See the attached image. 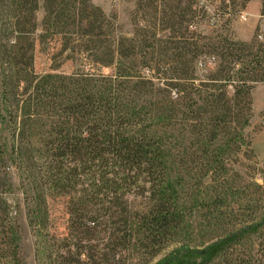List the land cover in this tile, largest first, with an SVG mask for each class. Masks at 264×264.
I'll return each instance as SVG.
<instances>
[{
  "label": "rangeland",
  "instance_id": "rangeland-1",
  "mask_svg": "<svg viewBox=\"0 0 264 264\" xmlns=\"http://www.w3.org/2000/svg\"><path fill=\"white\" fill-rule=\"evenodd\" d=\"M243 1L88 0L97 26L91 41L70 25L35 42L33 75L93 70L111 76L116 69L104 65L106 52L123 40L128 56L123 66L135 72L132 80L152 77L153 83L128 100L142 109L155 102L161 111L170 97L168 121L149 120L147 113L142 126H150L163 150L164 184L176 222L155 244L126 243L119 240L122 233L111 237L103 227L83 233L69 226V197L48 189L36 168L29 175L5 155L0 264H156L174 250L184 252V264H264V82L252 83L250 73L238 71L235 43L264 44V13L262 0ZM35 15L41 22L43 0ZM220 38L226 43L213 51ZM145 52L152 54L146 63L140 61ZM166 68L169 82H183V96L159 79ZM4 110L0 101L1 137L11 128L1 121L13 117L11 107ZM147 197L132 194L128 201L142 210Z\"/></svg>",
  "mask_w": 264,
  "mask_h": 264
},
{
  "label": "trees",
  "instance_id": "trees-1",
  "mask_svg": "<svg viewBox=\"0 0 264 264\" xmlns=\"http://www.w3.org/2000/svg\"><path fill=\"white\" fill-rule=\"evenodd\" d=\"M87 1L43 0L44 15L38 22V0H0V101L4 111L11 107L13 113L1 121L11 128L0 136V162L7 155L28 174L36 168L48 189L68 196L70 227L83 233L103 227L111 237L122 233L119 240L126 243L155 244L170 231L176 217L169 208L170 195L164 184L163 150L150 126L142 123L147 113L149 120L168 121L170 97L161 111L155 102L142 109L128 100L153 83L152 77L132 80L135 72L123 66L128 57L123 53V40L113 41L106 52L109 60L104 65L116 69L111 76L93 70L69 75L32 74L35 42L41 43L48 32L61 33L73 25L83 30L88 41L94 38L96 19L89 16ZM226 41L220 38L211 49L217 51ZM235 43L241 66L238 71L250 73L252 83L264 82V44ZM260 52L262 61L258 60ZM150 55L145 52L140 61L146 63ZM222 57L227 58V54L222 52ZM170 72L166 68L158 73L159 79L165 87L175 85L183 96V82H169ZM249 89L244 90L246 99ZM195 93L197 101L201 94ZM144 193H148L145 208H132L128 196ZM211 247L212 251L218 248L217 244ZM207 250L210 247L200 253ZM185 256L174 250L156 264H184Z\"/></svg>",
  "mask_w": 264,
  "mask_h": 264
}]
</instances>
